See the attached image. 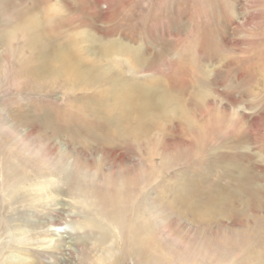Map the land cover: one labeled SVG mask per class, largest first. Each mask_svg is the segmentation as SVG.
<instances>
[{"label":"rangeland","instance_id":"1","mask_svg":"<svg viewBox=\"0 0 264 264\" xmlns=\"http://www.w3.org/2000/svg\"><path fill=\"white\" fill-rule=\"evenodd\" d=\"M10 255L264 264V0H0Z\"/></svg>","mask_w":264,"mask_h":264},{"label":"bare ground","instance_id":"2","mask_svg":"<svg viewBox=\"0 0 264 264\" xmlns=\"http://www.w3.org/2000/svg\"><path fill=\"white\" fill-rule=\"evenodd\" d=\"M55 56H57L56 54H55ZM55 61H56V57H55ZM50 66H52V65H50ZM50 68V67H49ZM78 68V67H77ZM60 69V68H59ZM61 70V69H60ZM66 70V69H65ZM68 70V69H67ZM67 70H66V72L65 73H67ZM76 71V70H75ZM60 73V72H59ZM63 73V72H62ZM131 85V84H130ZM118 89V88H117ZM122 90V89H121ZM117 91V90H116ZM115 92V91H114ZM119 92V91H118ZM118 92H117V94H118ZM121 93V95H122V92H120ZM119 93V94H120ZM146 94V92H144V90L142 89V88H140V87H137L134 91H131V90H126L125 92H124V94L122 95V97H123V99L125 98V96H127L125 99H127V98H131L132 96L134 97V96H136L137 97V102H144V95ZM120 95V96H121ZM125 95V96H124ZM158 97V96H157ZM113 99V98H112ZM118 99H119V97H118ZM123 101V100H122ZM127 101V100H126ZM128 102V101H127ZM126 102V103H127ZM136 102V99H135V101H132L131 103H130V105H132V104H135V103H137ZM119 103H120V101H119ZM121 103H123V102H121ZM124 103H125V101H124ZM125 103V104H126ZM124 104V105H125ZM127 105H129V104H127ZM126 105V106H127ZM129 105V106H130ZM128 108V107H127ZM130 108V107H129ZM128 108V109H129ZM132 108H133V106H132ZM136 109H138L137 107H135ZM130 110V109H129ZM144 111V110H143ZM142 112V111H141ZM145 112V111H144ZM146 114V113H145ZM142 116H144V115H142ZM141 117V116H140ZM77 190V189H76ZM83 190V189H82ZM90 191V190H89ZM88 191V192H89ZM91 191H93V189L91 190ZM79 192V191H78ZM196 195V194H195ZM17 196V195H16ZM88 197V196H87ZM195 198V197H194ZM89 199H90V197H89ZM83 223V222H82ZM57 228H59V227H57ZM104 230V228H102V231ZM14 237V236H13ZM28 240H30V237L29 236H27L26 238L24 237V239H23V241L22 242H27ZM16 242H19V244H21L22 242L21 241H19V240H17ZM13 251H9L8 252V255L9 254H11ZM17 254L19 255V257H20V253H18L17 252ZM14 255H16V254H14ZM45 255H48V253L46 254V253H44V252H41V253H39V256H45ZM52 255V254H51ZM50 255V256H51ZM18 257V256H17ZM16 256L15 257H12L11 255L10 256H8V260H7V262H4L3 264H16L17 263V261H18V259L19 258H17ZM53 257V256H52ZM28 260H30L29 258H26V261H28ZM18 264V263H17ZM28 264H30L29 262H28ZM40 264V263H39Z\"/></svg>","mask_w":264,"mask_h":264}]
</instances>
